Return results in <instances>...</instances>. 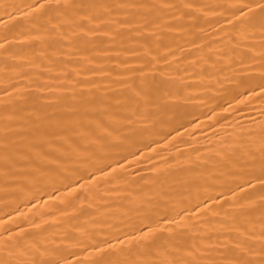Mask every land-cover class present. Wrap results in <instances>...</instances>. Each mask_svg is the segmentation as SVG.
Wrapping results in <instances>:
<instances>
[{"label": "bare ground", "instance_id": "bare-ground-1", "mask_svg": "<svg viewBox=\"0 0 264 264\" xmlns=\"http://www.w3.org/2000/svg\"><path fill=\"white\" fill-rule=\"evenodd\" d=\"M0 264H264V0H0Z\"/></svg>", "mask_w": 264, "mask_h": 264}]
</instances>
